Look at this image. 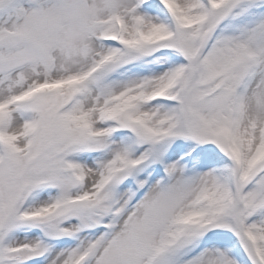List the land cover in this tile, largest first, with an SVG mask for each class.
Segmentation results:
<instances>
[{
  "label": "snow or ice",
  "instance_id": "snow-or-ice-1",
  "mask_svg": "<svg viewBox=\"0 0 264 264\" xmlns=\"http://www.w3.org/2000/svg\"><path fill=\"white\" fill-rule=\"evenodd\" d=\"M0 264H264V0H0Z\"/></svg>",
  "mask_w": 264,
  "mask_h": 264
}]
</instances>
